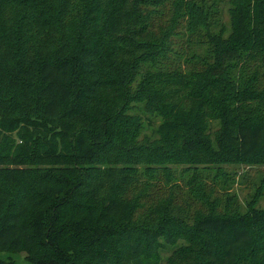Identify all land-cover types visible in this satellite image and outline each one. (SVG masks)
I'll return each mask as SVG.
<instances>
[{
  "label": "trees",
  "instance_id": "trees-1",
  "mask_svg": "<svg viewBox=\"0 0 264 264\" xmlns=\"http://www.w3.org/2000/svg\"><path fill=\"white\" fill-rule=\"evenodd\" d=\"M223 2L0 0V264H264V0Z\"/></svg>",
  "mask_w": 264,
  "mask_h": 264
},
{
  "label": "rangeland",
  "instance_id": "rangeland-1",
  "mask_svg": "<svg viewBox=\"0 0 264 264\" xmlns=\"http://www.w3.org/2000/svg\"><path fill=\"white\" fill-rule=\"evenodd\" d=\"M228 1L229 0H224V2L222 3L223 7H224V22L228 23L229 22V14L227 12V8H228ZM148 133L151 132L150 129H147L146 130ZM245 167L244 166H230L229 167V172H233V171H236L237 173H241L243 170H246L247 167L244 169ZM180 169V168H179ZM253 172V171H252ZM235 189L237 190L238 194H239V197H240V200L244 201L245 197L247 196V193H248V187H246V184H238V182L235 184ZM261 206H264V200L261 202ZM1 257H5L6 255L5 254H1L0 255ZM24 256H25V253H20V254H17L15 256H13V258L20 264H27L25 261H24Z\"/></svg>",
  "mask_w": 264,
  "mask_h": 264
}]
</instances>
